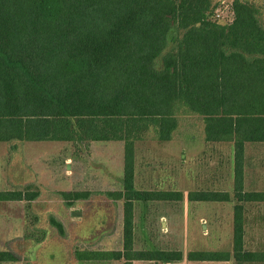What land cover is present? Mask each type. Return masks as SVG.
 Segmentation results:
<instances>
[{
  "label": "trees",
  "instance_id": "obj_1",
  "mask_svg": "<svg viewBox=\"0 0 264 264\" xmlns=\"http://www.w3.org/2000/svg\"><path fill=\"white\" fill-rule=\"evenodd\" d=\"M260 3L234 0L232 18L221 22L214 0H0V143L125 145L122 190L103 194L123 203L122 249L74 247L77 264L183 261L179 251L134 248L136 205L183 200L181 192L136 187L135 147L183 141L181 123L191 131L198 118L206 144L233 149L234 248L190 253L188 260L264 262V253L243 249L244 204L264 203V192L244 188L245 147L264 144ZM30 189L2 192L0 202L31 203L40 194ZM71 196L86 201L92 194ZM188 198L232 200L210 191ZM52 226L60 246L65 228L54 219ZM14 262V253L0 251V263Z\"/></svg>",
  "mask_w": 264,
  "mask_h": 264
},
{
  "label": "rangeland",
  "instance_id": "obj_2",
  "mask_svg": "<svg viewBox=\"0 0 264 264\" xmlns=\"http://www.w3.org/2000/svg\"><path fill=\"white\" fill-rule=\"evenodd\" d=\"M214 1L220 5L217 19L230 20L234 0ZM181 124L183 141H146L135 147L136 187L181 192L183 200L136 205L134 248L179 251L184 256L180 264H190V253H233L237 202L231 145L206 144L199 118L197 128L191 131L186 122ZM124 162L122 142H96L88 147L58 142L0 143V193L31 188L40 194L31 203L0 202V251L18 257V262L0 264H77L74 247L121 250L123 203L115 205L103 194L122 190ZM244 168L245 191L264 192V144L246 145ZM201 191L228 192L232 200H189V193ZM75 193L92 196L76 201L71 196ZM244 209L243 249L264 253V203H245ZM73 212L82 215L75 217ZM52 219L63 225L68 236L57 243L61 247L56 245L59 234Z\"/></svg>",
  "mask_w": 264,
  "mask_h": 264
},
{
  "label": "crops",
  "instance_id": "obj_3",
  "mask_svg": "<svg viewBox=\"0 0 264 264\" xmlns=\"http://www.w3.org/2000/svg\"><path fill=\"white\" fill-rule=\"evenodd\" d=\"M138 263H141V262H136L135 264H138ZM145 264H153V263H150V262H144ZM204 264V263H206V262H191L190 264ZM210 263H212V262H210ZM219 263H221V262H219ZM218 262H213L212 264H219Z\"/></svg>",
  "mask_w": 264,
  "mask_h": 264
},
{
  "label": "water",
  "instance_id": "obj_4",
  "mask_svg": "<svg viewBox=\"0 0 264 264\" xmlns=\"http://www.w3.org/2000/svg\"><path fill=\"white\" fill-rule=\"evenodd\" d=\"M72 214H73V216H75V217H80V216L82 215L81 212H73Z\"/></svg>",
  "mask_w": 264,
  "mask_h": 264
},
{
  "label": "built area",
  "instance_id": "obj_5",
  "mask_svg": "<svg viewBox=\"0 0 264 264\" xmlns=\"http://www.w3.org/2000/svg\"><path fill=\"white\" fill-rule=\"evenodd\" d=\"M166 264H170V263H166Z\"/></svg>",
  "mask_w": 264,
  "mask_h": 264
}]
</instances>
